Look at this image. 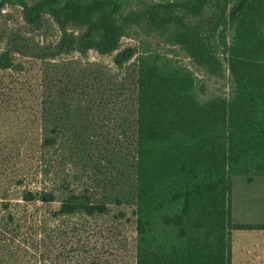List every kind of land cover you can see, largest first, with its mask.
Masks as SVG:
<instances>
[{
    "label": "trees",
    "instance_id": "trees-1",
    "mask_svg": "<svg viewBox=\"0 0 264 264\" xmlns=\"http://www.w3.org/2000/svg\"><path fill=\"white\" fill-rule=\"evenodd\" d=\"M127 1L0 0V10L82 25L80 45L108 53L133 24ZM165 13L168 42L184 55H139L132 213L88 188L28 189L0 203V264H122L126 254L134 264H232L233 229L253 227L233 222V177L264 174V0H187ZM135 54L128 47L117 63ZM12 68L1 52L0 69ZM195 68L226 88L211 90Z\"/></svg>",
    "mask_w": 264,
    "mask_h": 264
},
{
    "label": "rangeland",
    "instance_id": "rangeland-1",
    "mask_svg": "<svg viewBox=\"0 0 264 264\" xmlns=\"http://www.w3.org/2000/svg\"><path fill=\"white\" fill-rule=\"evenodd\" d=\"M186 1L128 0L124 15L133 24L108 53L80 45L82 25L61 24L48 13L32 23L17 4L1 8L0 53H11L14 68L0 69V203L21 202L28 189L45 187L61 189V197L70 186L132 213L139 55L151 49L184 55L168 42L174 29L163 16L169 4ZM159 13L160 26L153 24ZM128 47L136 54L117 63ZM195 69L211 90L226 88L227 79ZM46 135L53 145H44ZM122 264H134L132 256Z\"/></svg>",
    "mask_w": 264,
    "mask_h": 264
},
{
    "label": "crops",
    "instance_id": "crops-1",
    "mask_svg": "<svg viewBox=\"0 0 264 264\" xmlns=\"http://www.w3.org/2000/svg\"><path fill=\"white\" fill-rule=\"evenodd\" d=\"M232 264H264V174L236 175L232 184Z\"/></svg>",
    "mask_w": 264,
    "mask_h": 264
}]
</instances>
